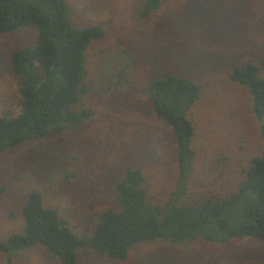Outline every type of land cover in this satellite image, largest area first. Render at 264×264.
<instances>
[{
    "label": "rangeland",
    "instance_id": "374dc122",
    "mask_svg": "<svg viewBox=\"0 0 264 264\" xmlns=\"http://www.w3.org/2000/svg\"><path fill=\"white\" fill-rule=\"evenodd\" d=\"M65 1L75 26L105 30L87 52V91L82 96V106L96 116L64 134H49L0 154V242L23 233V210L32 192L43 196L46 208H58L76 236L90 235L101 214L119 211L115 186L130 168L143 172L154 204L182 196L193 202L229 199L250 161L264 154V120L253 113L250 91L231 79L234 68L262 61L264 0H162L160 9L145 19L139 16L141 0ZM37 38L32 26L0 33L1 118L21 112L11 59ZM116 68L126 74L118 81L122 88L113 85L112 93H101L94 82L99 72L111 69L113 84ZM168 75L201 87L202 97L188 114L195 127L193 170L183 179L173 130L155 116L147 96L149 85ZM180 179L188 183L182 196L175 193ZM255 202L251 195L243 197L228 212L230 226H239L243 209ZM0 264L61 263L35 246L0 252ZM77 264H264V242L197 240L173 246L158 240L130 247L123 262L79 249Z\"/></svg>",
    "mask_w": 264,
    "mask_h": 264
},
{
    "label": "trees",
    "instance_id": "16d2710c",
    "mask_svg": "<svg viewBox=\"0 0 264 264\" xmlns=\"http://www.w3.org/2000/svg\"><path fill=\"white\" fill-rule=\"evenodd\" d=\"M141 2L142 19L159 10L162 4V0ZM31 26L38 31L36 43L17 49L11 59L13 74L18 79L21 112L16 117H0V154L26 142L40 141L49 134H64L96 116L93 109L82 106V96L87 91V52L93 42L104 38V28L75 26L65 0H0V33L11 34ZM110 70L99 72L94 81L100 84L101 93H112L113 85L122 88L119 85L123 83L118 81L126 75L124 69H117V82L113 84ZM231 79L250 91L253 113L262 123L264 56L260 65L234 68ZM147 96L155 116L173 130L183 179L193 170L195 127L188 114L202 97L201 87L196 81L168 75L154 80ZM260 134L264 140L263 124ZM243 175L239 189L227 200L209 197L188 201L182 196L188 183L180 179L175 193L183 200L170 197L159 205L148 200L143 172L130 168L115 186L119 211L101 214L92 233L83 237L73 233L58 208H46L43 196L32 192L23 210V233L0 242V252L14 254L41 246L61 264H77L79 249L123 262L130 247L158 240L173 246L197 240L226 244L252 238L264 242V154L252 159ZM249 195L256 202L243 209L239 226H230L228 212Z\"/></svg>",
    "mask_w": 264,
    "mask_h": 264
}]
</instances>
